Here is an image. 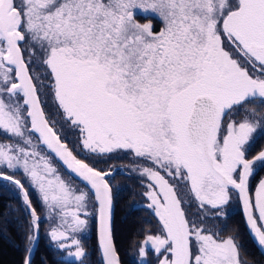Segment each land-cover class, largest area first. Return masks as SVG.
I'll return each instance as SVG.
<instances>
[{
  "label": "snow or ice",
  "instance_id": "obj_1",
  "mask_svg": "<svg viewBox=\"0 0 264 264\" xmlns=\"http://www.w3.org/2000/svg\"><path fill=\"white\" fill-rule=\"evenodd\" d=\"M249 104L264 107V0H0V135L16 141L0 143V166L22 172L59 219L51 240L81 264L86 254L74 234L92 216L102 264H120L111 173L78 158L117 150L148 162L140 175L160 230L146 235L141 258L249 264L238 237H224L184 207L219 216L235 190L264 248V179L249 194L264 151L247 158L258 130L264 135V114L255 119ZM241 109L242 119L230 118ZM65 129L76 137L71 147ZM0 177L19 190L31 244L40 217L30 193L13 175ZM74 178L86 187L69 183Z\"/></svg>",
  "mask_w": 264,
  "mask_h": 264
},
{
  "label": "flooded vegetation",
  "instance_id": "obj_2",
  "mask_svg": "<svg viewBox=\"0 0 264 264\" xmlns=\"http://www.w3.org/2000/svg\"><path fill=\"white\" fill-rule=\"evenodd\" d=\"M136 19L137 22H140L141 24L151 22L154 30H158L160 28V23L156 18L146 19L143 16H137ZM247 108L249 111L252 108L256 109L257 115L255 116V119L257 120L261 118V112L264 114V107H260L258 106V104H249L247 105ZM245 114V110L241 109L238 114L233 113L232 117L230 118H235L239 120L242 119ZM65 134L67 135V139L71 142L69 145L71 147L72 144L76 142V137L74 135H71L67 129H65ZM4 138L8 137L4 136ZM4 141L8 143L12 142V140ZM263 150L264 135H261L258 130V133L256 134V142L252 147L251 151L247 153V158L252 159L255 155H257L260 151ZM78 157L85 158L87 163H89L91 166L95 167L98 170L106 172L117 169L115 175L108 179L110 186L113 190V201L116 192H122V196L127 205V208L140 218L139 221L141 225V228L139 229L140 239L138 240L137 245L134 246L133 251L128 252V256L131 259L129 260V262L130 264H141V260L143 259L147 262V264H155L156 257L154 253L149 252L143 258L139 256V246L142 244L146 235L158 234L160 230L158 219L155 217L152 209L148 208L147 205L149 201L144 195V193L147 191L146 185L148 181L145 177H141L140 175V168L146 166L148 162L143 161L140 158L134 157L132 154L125 150H117L111 154H106L99 157L86 156L85 153L80 152L78 153ZM55 163L58 165L59 169L65 173L66 178L69 179L68 174L64 171V169L56 161ZM5 168L6 167L2 168L0 166V173L13 175L14 178L20 180L22 183L25 184V187L30 193V200H33L31 201L32 206L37 211V215L40 217V239L37 250L35 252V255L36 253H39L40 260H38V263L36 262L35 264H46V259L49 256L58 264H81V261H76L74 260V258L68 256L67 249L61 250L58 244L53 242L50 238L49 233L51 229L56 227L59 223L58 217L55 216V214L50 216L48 209L42 205L37 192L34 189L28 187L27 180L25 179L22 173H11ZM262 179H264V169L257 168L254 171L253 176L250 177L249 180L250 196H254L255 190ZM70 182H73L74 186L77 189L86 187L81 182L75 179L71 180ZM3 185L10 186L12 189L11 191L15 194L14 199L19 198L20 200V207L16 204L14 206V213H18L21 208L25 212V214H27V210L25 209V206L21 201V197L19 195L18 190H16L13 185L0 181V187ZM16 194L18 197L16 196ZM184 207L186 209L187 214L191 218L195 219L198 216L202 219L206 218V220L208 221V226L220 230L221 234L224 237L230 235L238 237L237 242L242 245L241 255L242 257H245L249 264H264V252L260 250L257 244H255L248 232L244 219L242 203L239 200V195L235 190L230 189V200L228 204L223 207V209L221 210V215L219 216L213 215L212 213L216 210L207 209V206L205 209H201L195 203H193L191 206L184 205ZM88 210L89 212L94 211L91 203L89 204ZM81 218L84 217L82 216ZM15 220L17 221V217H15ZM23 221L27 222V226L29 228L31 225V218L29 214H27V217L24 218L22 221H18L19 225H22ZM74 235L77 239L81 241V245L85 250L86 255L82 260V264H97V262L91 259V256L95 254V246L97 245V222L95 216L89 218V226L83 232H79ZM27 244L29 245L28 239ZM27 244L25 247L26 254L28 248ZM39 246H41V251H39L40 249H38ZM31 264H33V260Z\"/></svg>",
  "mask_w": 264,
  "mask_h": 264
},
{
  "label": "trees",
  "instance_id": "obj_3",
  "mask_svg": "<svg viewBox=\"0 0 264 264\" xmlns=\"http://www.w3.org/2000/svg\"><path fill=\"white\" fill-rule=\"evenodd\" d=\"M0 138L4 139V136L0 135ZM11 190V187L7 185L0 187V264H23L27 255L25 247L29 228L26 221H23L22 225H19L18 221L26 218L28 213L25 214L21 208L18 213H14V206L16 204L19 206L21 203L19 198L14 199L15 194ZM114 204V245L121 264H130L128 252L133 251L140 239V218L127 208L122 192H116ZM95 247V254L91 256V259L97 264H102L97 245ZM38 249L41 251V246ZM38 260H40L39 253H36L33 264L38 263ZM46 261V264H58L50 256Z\"/></svg>",
  "mask_w": 264,
  "mask_h": 264
},
{
  "label": "water",
  "instance_id": "obj_4",
  "mask_svg": "<svg viewBox=\"0 0 264 264\" xmlns=\"http://www.w3.org/2000/svg\"><path fill=\"white\" fill-rule=\"evenodd\" d=\"M263 151H264V150H263ZM78 158H79V157H78ZM56 162H57V163H58V164L64 169V171L66 172L65 168L60 164V162H59V161H56ZM116 170H117V169L110 170V171H106V172H110V173H111L109 176L106 177V179L108 180L109 178L113 177V176L115 175ZM66 173H67V172H66ZM74 179L77 180V181H79V182H81V183L85 186V183H84L83 181H81L79 178H74ZM0 181H1V182H6V183H9V184L13 185L10 181L4 180L2 177H0ZM13 186L16 188L15 185H13ZM16 190H18V189L16 188ZM18 192H19V190H18ZM19 195H20V194H19ZM20 197H21V196H20ZM21 201H22V198H21ZM22 203H23V201H22ZM242 209H243V206H242ZM27 213L29 214L28 210H27ZM243 214H244V212H243ZM29 216H30V214H29ZM30 218H31V217H30ZM244 219H245V216H244ZM113 222H114V202H113V207H112V227H113ZM245 222H246V220H245ZM246 226H247V224H246ZM247 229H248V232H249L250 236L252 237L253 241L255 242V244H257V246L260 248V250H262V251L264 252V248H262L261 246L258 245L257 241L254 239L253 234L250 232L248 226H247ZM35 235H36L35 241L32 242L31 244L29 243L28 248H27V255H26V257H25V260L30 258L31 262H32V260H33V258H34V256H35V252H36L37 247H38V243H39V239H40V232H39V230H38V233H36ZM113 243H114V241H113ZM97 244H98V249H99L100 259H101V263H102V256H101V252H100V248H99V241H98V228H97ZM29 249H31V251H29ZM118 256H119V255H118ZM119 259H120V258H119ZM25 260H24V262H25ZM120 264H121V262H120Z\"/></svg>",
  "mask_w": 264,
  "mask_h": 264
},
{
  "label": "rangeland",
  "instance_id": "obj_5",
  "mask_svg": "<svg viewBox=\"0 0 264 264\" xmlns=\"http://www.w3.org/2000/svg\"><path fill=\"white\" fill-rule=\"evenodd\" d=\"M159 22V21H158ZM138 23H140V22H138ZM147 23H151V22H147ZM152 24V23H151ZM161 26V25H160ZM261 114H263L262 112L260 113V115ZM12 140V142H10V143H15L16 141H15V139L14 138H11V137H8V138H4V139H1L0 138V143H8V142H6V141H4V140H8V141H11ZM73 142H75V141H73ZM2 168H4L3 166H1ZM5 169H7V168H5ZM9 172H11V173H13L11 170H9V169H7ZM60 170V169H59ZM61 171V173H63V178L66 180V181H68L69 179L68 178H66V175H65V173L62 171V170H60ZM22 173V172H21ZM69 183H72L73 185H74V183L73 182H70L69 181Z\"/></svg>",
  "mask_w": 264,
  "mask_h": 264
}]
</instances>
